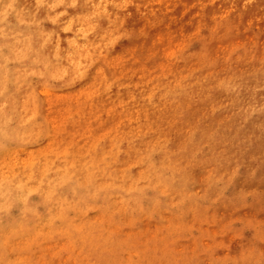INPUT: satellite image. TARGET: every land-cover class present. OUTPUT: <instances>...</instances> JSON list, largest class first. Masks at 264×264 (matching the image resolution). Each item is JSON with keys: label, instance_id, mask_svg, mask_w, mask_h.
<instances>
[{"label": "rangeland", "instance_id": "rangeland-1", "mask_svg": "<svg viewBox=\"0 0 264 264\" xmlns=\"http://www.w3.org/2000/svg\"><path fill=\"white\" fill-rule=\"evenodd\" d=\"M89 1L0 41V264H264V0Z\"/></svg>", "mask_w": 264, "mask_h": 264}, {"label": "bare ground", "instance_id": "bare-ground-1", "mask_svg": "<svg viewBox=\"0 0 264 264\" xmlns=\"http://www.w3.org/2000/svg\"><path fill=\"white\" fill-rule=\"evenodd\" d=\"M39 2L40 0H2L3 6L7 5L10 9L12 19V24L0 27V41L4 46L2 52L9 58L31 56L40 63L41 56L32 54L34 44L43 48L49 47L56 43L58 36L60 38L65 33L62 28L63 18L57 17V12L53 10L50 4L44 7L39 6ZM89 5L91 6L89 0H84L81 3L85 18L91 16ZM44 17L51 20L57 28H41V19ZM75 22L80 23L81 21L75 19Z\"/></svg>", "mask_w": 264, "mask_h": 264}]
</instances>
